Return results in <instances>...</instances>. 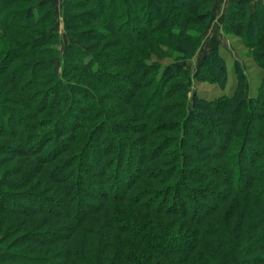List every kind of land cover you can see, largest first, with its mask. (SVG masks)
<instances>
[{
	"label": "trees",
	"instance_id": "1",
	"mask_svg": "<svg viewBox=\"0 0 264 264\" xmlns=\"http://www.w3.org/2000/svg\"><path fill=\"white\" fill-rule=\"evenodd\" d=\"M209 2L63 0L65 31L86 47L68 45L61 72L53 1L0 0V96L13 102L0 100V137L15 141L1 147L34 161L0 165V264H264V1L233 0L223 24L262 70L257 96L236 64L232 93L196 94L190 110L173 81ZM162 45L180 56L148 72L142 57ZM197 78L226 85L220 46ZM100 89L131 110L107 116Z\"/></svg>",
	"mask_w": 264,
	"mask_h": 264
},
{
	"label": "rangeland",
	"instance_id": "2",
	"mask_svg": "<svg viewBox=\"0 0 264 264\" xmlns=\"http://www.w3.org/2000/svg\"><path fill=\"white\" fill-rule=\"evenodd\" d=\"M54 1L57 3L59 0H54ZM215 1L216 0H214V2H212V3H210V2L207 3V5H204V6L201 5L200 6L201 9H205V7H208V6L210 7L211 20L213 17L212 11L215 7ZM88 8L89 7H87V9ZM62 10H63V5H62ZM62 10H61V14L59 13L60 8L57 10L56 15L58 17V22L55 26V29L58 32V34L60 35V40H61V42L58 46L59 56H58L57 62H56L57 67H58L59 71H61V72H62V67H63V63H64L63 60L65 57V53H66V49H67L68 45L76 44V45H80L84 48L86 47L85 43H83L82 41L72 40L68 36V33L65 31V28H64V23H63V18H62ZM74 12H75V14H80L81 12H84V10L80 9V10H77ZM216 17H218V15H215V18ZM211 20H210L211 24L209 23V26L207 28L206 27L205 28L204 27H198V26L197 27L196 26L189 27V28H193L194 30L203 33V37H202V40L200 42L201 45H200L198 51L196 52L195 56H193L192 58H190L186 61L180 62L181 64L184 65V71L185 72L183 73L181 78L173 81V83L185 81L187 88H186V92L184 94H185V98H186V102H187V107L190 110H192L194 107V100H195L196 94L199 96H203L205 98H207V97H213L214 98V97H218V96L230 95L233 91L234 84L236 83V75L234 73V67L236 64L244 70L245 76L247 77L246 83L244 85V92H245L246 98H248V99L254 98L257 96V93H259V91H260V81H261L262 70L258 66L257 62L249 56L250 50L248 51V49L244 45H242V41L239 38L232 36V35H229L227 33V31H225V28L223 27L224 22L222 25H220V24L218 25L214 21L215 19L212 21ZM103 23H104V21H103ZM92 27H95V25H91L90 28H92ZM85 30H87V29H85ZM93 34L94 33H88V34L84 33L83 35L84 36L86 35V37L88 39V38H91ZM213 41L214 42L219 41L218 46H220V50H221L223 56L225 57V59L227 60V69L229 72V78H228L226 85L223 87L217 83L200 81L197 78L199 75L201 63H202L203 58H204L203 53H205V50L210 47L211 42H213ZM106 42H108V41H106ZM105 43L103 41L101 43L102 46ZM160 49L162 51L161 54H159L157 51H152L150 56L142 57L143 58V59H141L143 62L142 64H145L146 67L147 66L152 67L151 69H148V72H152L153 70H157L160 65L165 64L167 62H170L172 59H174L177 56H180V54H181L179 51L172 50L165 45L160 46ZM110 51L115 52L117 50L111 48ZM210 52H211V50H210ZM110 70L113 71L114 73H118V74L120 73L119 75H121L123 73V71H129L130 69L128 67L123 66V67L112 68ZM160 71H162V69H160ZM156 75L157 76L160 75L159 70L156 73ZM74 76L77 79L82 77L81 73H78V74L69 76L68 79L73 80L72 78H74ZM149 76H153V73H149ZM82 79L86 80L88 83H90L92 85H96V83L94 81L86 78L85 76H83ZM97 92L99 95H101V97H106L103 101V107H104V110L106 111L107 116H112L113 112L114 113L120 112L121 109L124 107L126 109L128 108L127 106H124L127 103L125 101H123L122 97L118 98L116 96H111V95L109 96L105 89H100ZM0 100H3L5 102L11 104V102H10L11 100L6 98V93L4 95H2V97L0 96ZM106 100H108L107 103L105 102ZM90 104L93 105L92 100L90 101ZM11 105H13V102ZM14 106H17V105H14ZM19 108L22 109L24 112H26L23 109V107H19ZM128 110H131V108H128ZM131 112H133V111H131ZM98 116L101 118L97 119ZM98 116L91 117L93 121L90 122V126L99 125L100 122L102 123L103 119L108 120V117H105L103 114L102 115L99 114ZM122 118L123 117H118V118L113 117V118H111L112 121L111 120L110 121L111 122H119V121L120 122H122V121H127V122L131 121L132 122V120H133L132 117L126 118V120H122ZM160 120L162 122L164 120V117H161ZM175 120H178V117ZM87 124H89V123H87ZM122 124L124 127V126H126L127 123H122ZM99 127H102V125H99ZM167 134H169L168 136H172L171 135L172 133H169V132L164 133V135H167ZM3 142H7V143H3ZM10 143H15V141L0 137V165L4 166L3 170H4V168H7V169H9V174L12 173L15 175V174H18L20 167H23V165L26 161L28 162V164L34 163V161L32 159L27 158V157H15V155H12V152H9L6 150L7 149L6 147H1L2 144L5 145V144H10ZM136 145L138 146V144H136ZM245 162H247V161L245 160ZM17 176L19 177L20 175H17ZM46 195H48V194H46ZM48 196H50V195H48Z\"/></svg>",
	"mask_w": 264,
	"mask_h": 264
},
{
	"label": "crops",
	"instance_id": "3",
	"mask_svg": "<svg viewBox=\"0 0 264 264\" xmlns=\"http://www.w3.org/2000/svg\"><path fill=\"white\" fill-rule=\"evenodd\" d=\"M52 1H53V4H54V8H55L56 14H57V10L59 8H60L59 13L61 14L63 0H59L57 3L54 0H52ZM232 2H233V0H216L215 1V7H214V9L212 11V14H213L212 20L215 19L214 21L218 25L219 24L220 25L223 24V22L225 20L226 13H227L228 6ZM215 15H218V17L215 18ZM217 45H219V41H215V42L213 41V42H211L210 47L205 50V53H203V56H205L206 54H208L210 52V50H212Z\"/></svg>",
	"mask_w": 264,
	"mask_h": 264
},
{
	"label": "built area",
	"instance_id": "4",
	"mask_svg": "<svg viewBox=\"0 0 264 264\" xmlns=\"http://www.w3.org/2000/svg\"><path fill=\"white\" fill-rule=\"evenodd\" d=\"M254 1H261V0H254ZM262 1H264V0H262Z\"/></svg>",
	"mask_w": 264,
	"mask_h": 264
}]
</instances>
